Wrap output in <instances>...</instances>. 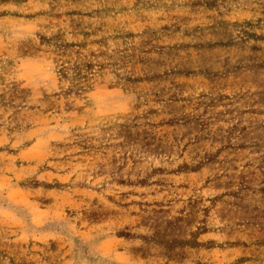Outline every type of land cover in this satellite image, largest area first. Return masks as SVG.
Wrapping results in <instances>:
<instances>
[{"label":"rangeland","instance_id":"obj_1","mask_svg":"<svg viewBox=\"0 0 264 264\" xmlns=\"http://www.w3.org/2000/svg\"><path fill=\"white\" fill-rule=\"evenodd\" d=\"M0 264H264V0H0Z\"/></svg>","mask_w":264,"mask_h":264}]
</instances>
